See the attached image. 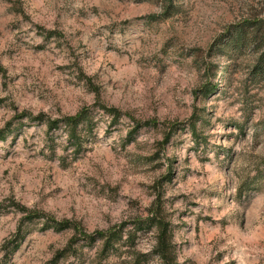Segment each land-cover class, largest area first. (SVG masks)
Masks as SVG:
<instances>
[{
	"label": "rangeland",
	"instance_id": "obj_1",
	"mask_svg": "<svg viewBox=\"0 0 264 264\" xmlns=\"http://www.w3.org/2000/svg\"><path fill=\"white\" fill-rule=\"evenodd\" d=\"M172 5L0 0V131L12 128L0 140V264H134L124 245L104 256L83 239L51 262L77 236L159 209L178 264H264V75L235 32L264 0ZM85 109L81 147L64 125L48 129ZM13 203L74 228L23 225ZM155 235L140 230L135 252Z\"/></svg>",
	"mask_w": 264,
	"mask_h": 264
},
{
	"label": "trees",
	"instance_id": "obj_2",
	"mask_svg": "<svg viewBox=\"0 0 264 264\" xmlns=\"http://www.w3.org/2000/svg\"><path fill=\"white\" fill-rule=\"evenodd\" d=\"M164 3L168 4V9L172 5V0H162ZM235 32L237 33V41L241 45L249 43L253 49L256 50L257 58L255 65L253 66L254 73L259 75H264V15L262 17H257L252 20H247L236 25ZM214 51V47L211 48ZM0 70L1 67H0ZM227 71V69H225ZM103 111L111 116L112 123L118 122L122 112L117 107L107 106L104 104L99 105ZM43 115H39L36 119L42 120ZM88 110H82L75 116H66L62 119L48 120V129L52 130L56 127L64 125L68 138L71 141V145L74 147H81L83 140L81 137L80 126H89ZM141 126V123L136 122V128L134 131H137ZM195 124L191 125V129L195 131ZM7 130V131H6ZM12 128L9 126L4 130L0 131V140L5 139V133H9ZM171 132L168 133L166 141H169ZM14 207L23 214L22 224L26 222L41 221L43 223L44 229H54L56 231H62L68 228H74V224L70 221H59L55 219H50L49 216L42 212L31 211L27 207L13 203ZM23 227V226H22ZM147 228L148 230H155V243L149 253L141 254L136 253V239L138 238V232ZM127 230V231H126ZM126 232V233H125ZM22 228L19 230L16 237L13 239L14 249H18L20 246L19 239L21 238ZM85 240L89 243H95L97 241L101 242L100 254L104 256L110 254L111 252L121 249L126 246V250L132 257L134 264H143L147 262L146 259L153 255L155 256L159 264H178L177 263V254L175 243L173 241V233L171 225L166 221V218L163 216L162 211L159 209L149 216L147 219L136 221L133 224L132 229H127V225L123 223L119 227L109 230L107 232H95L92 234H83L82 237H75L71 239L67 248L59 251L51 263L57 262V259L63 257L69 250L74 248V244L78 243L80 240ZM11 242V243H12ZM10 242L6 244H11ZM50 264V263H47Z\"/></svg>",
	"mask_w": 264,
	"mask_h": 264
}]
</instances>
